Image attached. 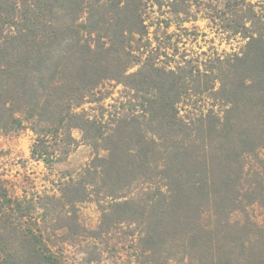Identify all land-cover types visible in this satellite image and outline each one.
Returning a JSON list of instances; mask_svg holds the SVG:
<instances>
[{
    "label": "trees",
    "instance_id": "trees-1",
    "mask_svg": "<svg viewBox=\"0 0 264 264\" xmlns=\"http://www.w3.org/2000/svg\"><path fill=\"white\" fill-rule=\"evenodd\" d=\"M23 130L49 169L93 155L53 194L0 185V264H264V0H0Z\"/></svg>",
    "mask_w": 264,
    "mask_h": 264
},
{
    "label": "rangeland",
    "instance_id": "rangeland-1",
    "mask_svg": "<svg viewBox=\"0 0 264 264\" xmlns=\"http://www.w3.org/2000/svg\"><path fill=\"white\" fill-rule=\"evenodd\" d=\"M202 32L208 34L209 38L214 34L207 27L205 21L197 23ZM193 27L192 24H186ZM173 26L170 31H174ZM196 33V29H194ZM194 41H188L189 49H196ZM220 50L231 51V46L225 42L216 40ZM238 44L233 42L234 48ZM122 89L120 86L115 88V92ZM75 136L80 138V134L75 132ZM35 141V135L30 130L13 132L8 135L0 136V185L7 188L10 194L21 197L25 192L37 195L53 194L56 190V182L66 171L77 172L83 167L93 155L90 147L80 145L63 164L54 165L52 169L46 167L42 162L31 158V151ZM99 214L93 205H84L81 208V219L90 226L95 227L98 222Z\"/></svg>",
    "mask_w": 264,
    "mask_h": 264
}]
</instances>
